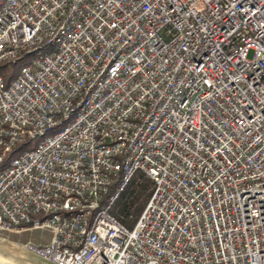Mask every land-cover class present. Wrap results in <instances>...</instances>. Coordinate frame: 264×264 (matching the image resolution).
I'll use <instances>...</instances> for the list:
<instances>
[{"label":"built area","instance_id":"1","mask_svg":"<svg viewBox=\"0 0 264 264\" xmlns=\"http://www.w3.org/2000/svg\"><path fill=\"white\" fill-rule=\"evenodd\" d=\"M27 56L0 78V166L36 142L0 169V232L48 233L25 249L49 264H264V0H0V64Z\"/></svg>","mask_w":264,"mask_h":264},{"label":"trees","instance_id":"2","mask_svg":"<svg viewBox=\"0 0 264 264\" xmlns=\"http://www.w3.org/2000/svg\"><path fill=\"white\" fill-rule=\"evenodd\" d=\"M30 56L20 58L13 63L0 64V78L8 84L19 73V69L28 63ZM35 141L25 140L18 144L12 152L4 159L0 169L4 168L10 159L14 158L19 152L33 149ZM117 188V181L109 187V192L104 196L103 201L114 194ZM152 194V183L143 173L137 172L125 188L119 192L116 200L110 208V213L115 216L122 224L132 228L140 217ZM103 203V202H102Z\"/></svg>","mask_w":264,"mask_h":264},{"label":"crops","instance_id":"3","mask_svg":"<svg viewBox=\"0 0 264 264\" xmlns=\"http://www.w3.org/2000/svg\"><path fill=\"white\" fill-rule=\"evenodd\" d=\"M30 232L34 231L19 234L0 232V264H49L29 253L25 245H43L49 241L50 235L44 232L48 236L41 242H34L30 237L24 236Z\"/></svg>","mask_w":264,"mask_h":264},{"label":"rangeland","instance_id":"4","mask_svg":"<svg viewBox=\"0 0 264 264\" xmlns=\"http://www.w3.org/2000/svg\"><path fill=\"white\" fill-rule=\"evenodd\" d=\"M24 236L30 237L34 242H41L48 235H46L43 231H34Z\"/></svg>","mask_w":264,"mask_h":264}]
</instances>
